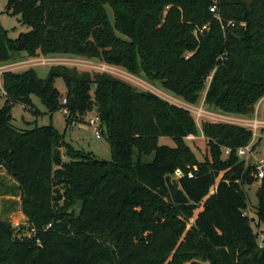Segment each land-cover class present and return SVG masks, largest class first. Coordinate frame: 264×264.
Returning <instances> with one entry per match:
<instances>
[{"label":"trees","instance_id":"trees-1","mask_svg":"<svg viewBox=\"0 0 264 264\" xmlns=\"http://www.w3.org/2000/svg\"><path fill=\"white\" fill-rule=\"evenodd\" d=\"M215 1L9 0L7 12L30 30L12 40L0 22V62L38 50L97 59L159 82L187 104L203 98L209 108L249 117L264 98V0H217L212 13ZM2 76L0 166L18 183L36 235L17 239L0 221V264H264L252 226H264V179L251 218L244 188L258 182L255 165L237 154L251 144V129L204 121L200 130L190 111L109 73L56 65L47 79L34 69ZM33 95L50 113L68 108L69 125L96 111L112 160L82 151L67 152L65 162L59 149L73 146L53 126L16 128L12 105L39 114ZM200 133L210 154L204 161L189 142ZM178 169L189 205L175 204L166 185Z\"/></svg>","mask_w":264,"mask_h":264},{"label":"rangeland","instance_id":"rangeland-1","mask_svg":"<svg viewBox=\"0 0 264 264\" xmlns=\"http://www.w3.org/2000/svg\"><path fill=\"white\" fill-rule=\"evenodd\" d=\"M8 1L9 0H0V22L3 28L9 32V38L12 40H16L19 38L21 33H26L30 29L23 23H21L20 16H14L7 12ZM107 12L111 22L113 23L114 16L110 7H107ZM12 58L13 59L11 61L3 63L0 62V67H5L0 74V108H3L6 105V98L5 96L1 95L3 91V73H24L30 69H34L40 78L47 79L49 76L50 68L56 65H64L70 68H77L81 72L87 71L91 73H109L112 76L131 84L140 91L153 92L172 104L186 107L184 101H182L180 98L176 97L169 91L163 89L160 86L159 82H152L143 75H132L121 67H107L105 63L97 59H87L84 57H75L62 54L44 55L41 50H38L35 57H31L25 52H21L18 54H14ZM47 59L52 60L47 61ZM55 86L62 95V103L64 99H66V87L63 79H57ZM205 93L206 92H204V95ZM32 99L35 105L34 111H38L39 114H34L32 111L28 110L20 104L12 105L11 111L13 116V125L16 128L21 130H33L36 127L53 126L60 134V136L64 139V141L73 146V149L71 151H68V148H66L65 146L60 147L59 150L64 155L65 162L69 161L67 152L81 154H83L84 152L93 153V155L97 159L106 161L112 160L113 157L111 147L108 141L102 134H100V137L98 138L96 130L88 123L89 119L95 118L97 116L96 111L87 114V116H85L80 121V123L76 125H69L67 122V117L69 116V114L65 115L61 109L50 113L38 96L33 95ZM195 107H203L204 109L214 114H223L218 110L206 106L204 104L203 98L198 104L195 105ZM192 115L194 116L200 130L204 121L217 122V120H212L204 117L197 119V117L193 113ZM227 116L229 117L227 118V122L234 124H239V120L241 119L248 121L256 118L264 123V99H262V101L257 104L255 113L252 116L241 118L236 117L237 115ZM189 142L192 149L196 152L201 161H204L206 158L210 157L207 147V140L202 136L201 133L195 138H190ZM159 143L160 145H168L172 147L175 146L174 141L170 138H161L159 140ZM253 146H255L254 150ZM251 147V154L253 157H255V160L264 161V124L256 132L253 131ZM242 160H246V158ZM259 184L260 183L257 182L253 186H246L244 188L248 196V215L251 218H256L255 208H257L258 204L256 191ZM80 202L81 201L70 206L68 208V212L73 213L76 209H78ZM82 206L83 203L81 207ZM197 213L198 211L194 213V216L197 215ZM194 219L195 217L192 218V221H194ZM0 221L8 223L11 226L14 236L17 239H27L31 237L32 231L29 228L27 218L25 217L22 210V201L19 197L18 183L3 166H0ZM252 226L254 231L258 234H261L264 230L263 225L258 226L257 220L252 224Z\"/></svg>","mask_w":264,"mask_h":264},{"label":"built area","instance_id":"built-area-1","mask_svg":"<svg viewBox=\"0 0 264 264\" xmlns=\"http://www.w3.org/2000/svg\"><path fill=\"white\" fill-rule=\"evenodd\" d=\"M218 10V6H217V0L215 1V3L213 4V6L210 8V11L212 13H216ZM207 30V27H204L202 29V32ZM52 59H47V61H50ZM107 65V64H105ZM107 67H113V66H110V65H107ZM5 67H0V74L2 72V70L4 69ZM64 105H67L68 101L67 99H64L63 101ZM186 104V107H183L185 108L186 110L190 111L191 114L193 113L197 119H200L202 117L204 118H209V119H212V120H217L216 123H229L227 122V118H229L227 115L228 114H222V115H219V114H214L212 112H209L208 110L204 109L203 107L201 108H197L195 107V105H191V104ZM176 105V104H175ZM181 107V106H180ZM63 113L65 115H68L69 114V109L68 108H64L63 110ZM240 123L242 124H236V125H241L243 127H246L248 129H251L252 131L256 132L259 128H261L263 126V122L258 120L257 118L256 119H253V120H244V119H241L239 120ZM89 125L92 126L95 130H96V134H97V137L99 138L100 137V134L102 132V128H101V121L99 119L98 116H96L95 118H91L89 119L88 121ZM230 124H234V123H230ZM231 153V150L230 149H226L225 151V154L226 156H228L229 154ZM252 147H251V144L247 147H242V148H239L237 150V154H238V157L241 158V159H244L246 158L247 161H249L251 158H253V164H255V174H254V177L257 179V181L259 183L262 182V180L264 179V161H256L255 160V157L252 156ZM185 174L182 170L178 169L176 170L174 176H172L173 178H181L183 177ZM188 177L192 178L193 177V173L190 172L188 174ZM246 214H248V211L246 212ZM51 225H49L47 227L50 228ZM31 236H35L36 235V231L35 229L32 228L31 230ZM258 241H259V245L261 248L264 247V234L261 233L259 234V237H258ZM37 244H40V240H37L36 241Z\"/></svg>","mask_w":264,"mask_h":264},{"label":"water","instance_id":"water-1","mask_svg":"<svg viewBox=\"0 0 264 264\" xmlns=\"http://www.w3.org/2000/svg\"><path fill=\"white\" fill-rule=\"evenodd\" d=\"M22 20V15H20V21ZM71 110L75 109V101L74 99H72L71 101ZM249 164L252 165L253 164V158H251L249 160ZM166 185L169 189L171 198L173 200V202L177 205H189L191 203L190 199L188 198V196L185 194V192L183 191V189L180 186L179 183V179L177 178H173L172 176H167L166 179ZM82 203L80 202L79 204V208H81ZM189 264H205L203 262L200 261H192Z\"/></svg>","mask_w":264,"mask_h":264},{"label":"crops","instance_id":"crops-1","mask_svg":"<svg viewBox=\"0 0 264 264\" xmlns=\"http://www.w3.org/2000/svg\"><path fill=\"white\" fill-rule=\"evenodd\" d=\"M1 95H3V96H5V92L4 91H2V93H1ZM162 98V97H161ZM264 99V98H263ZM262 101V100H261ZM260 101V102H261ZM233 117H235V116H233ZM236 117H238V118H241V117H247V116H236ZM74 125H76V124H74ZM202 136H203V134H202ZM204 137V136H203ZM259 186H260V184L258 185V188H259ZM257 192V191H256Z\"/></svg>","mask_w":264,"mask_h":264}]
</instances>
